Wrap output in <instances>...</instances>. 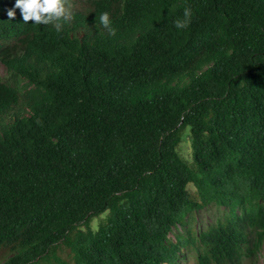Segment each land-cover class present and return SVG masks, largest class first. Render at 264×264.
<instances>
[{"label":"trees","instance_id":"1","mask_svg":"<svg viewBox=\"0 0 264 264\" xmlns=\"http://www.w3.org/2000/svg\"><path fill=\"white\" fill-rule=\"evenodd\" d=\"M14 5L0 0V264H179L187 245L194 264H256L264 0H64L67 18L39 25ZM211 203L227 213L169 239Z\"/></svg>","mask_w":264,"mask_h":264},{"label":"rangeland","instance_id":"2","mask_svg":"<svg viewBox=\"0 0 264 264\" xmlns=\"http://www.w3.org/2000/svg\"><path fill=\"white\" fill-rule=\"evenodd\" d=\"M0 73L4 76L5 69L4 66L0 64ZM24 84V89L31 88L27 85L25 80H21ZM177 150L180 156L186 160L190 165H192L191 159V138L189 128L186 127L181 132V139L177 146ZM190 190L193 191V186L190 185ZM227 213V207L217 203L208 204L202 208L195 211H190L187 213L184 224L173 226L168 234V237L172 241H176L177 237L186 238L190 234L195 236L200 230H204L208 225L215 222L218 218H222ZM107 217V212L101 213L97 217L91 218L89 225L93 230H96L98 225L103 222ZM68 250L66 248L62 249L60 256L69 259ZM195 249L192 245H187L181 248L179 264H194L195 261ZM8 254L0 250V262L3 261ZM256 264H264V245H262L258 251L257 256L253 259ZM245 263H249L250 259L245 258Z\"/></svg>","mask_w":264,"mask_h":264},{"label":"clouds","instance_id":"3","mask_svg":"<svg viewBox=\"0 0 264 264\" xmlns=\"http://www.w3.org/2000/svg\"><path fill=\"white\" fill-rule=\"evenodd\" d=\"M15 8H19L23 21H33L34 24H47L61 17L67 18L64 0H15L14 8L8 9L9 17L15 16ZM191 20V10L185 9L184 19L176 23L177 28L185 27ZM100 22L105 28H110L109 13L104 12L100 16Z\"/></svg>","mask_w":264,"mask_h":264}]
</instances>
